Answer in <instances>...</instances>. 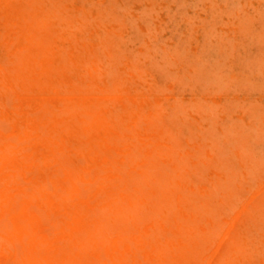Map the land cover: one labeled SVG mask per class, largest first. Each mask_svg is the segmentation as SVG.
<instances>
[{
    "label": "rangeland",
    "instance_id": "rangeland-1",
    "mask_svg": "<svg viewBox=\"0 0 264 264\" xmlns=\"http://www.w3.org/2000/svg\"><path fill=\"white\" fill-rule=\"evenodd\" d=\"M263 1L0 0V264H264Z\"/></svg>",
    "mask_w": 264,
    "mask_h": 264
},
{
    "label": "bare ground",
    "instance_id": "bare-ground-1",
    "mask_svg": "<svg viewBox=\"0 0 264 264\" xmlns=\"http://www.w3.org/2000/svg\"><path fill=\"white\" fill-rule=\"evenodd\" d=\"M263 2H264V1H263ZM60 9H61V8H60ZM184 9H185V8H184ZM186 9H187V8H186ZM261 14H262V13H261ZM155 19H156V18H155ZM19 21H20V20H19ZM158 26H160V25H158ZM161 28H162V27H161ZM247 28L250 29L251 27L248 26ZM239 30H241V29H239ZM246 30H248V29H246ZM253 30H254V29H253ZM255 30L257 31L258 29H255ZM240 32H241V31H240ZM261 32H262V31H261ZM157 33H158V32H157ZM46 34H47V33H46ZM226 34H227V33H226ZM210 35H212V34H210ZM97 36H98V35H97ZM227 36H228V35H227ZM80 38H81V37H80ZM147 38H149V37H147ZM220 38H221V37H220ZM159 43H160V41H159ZM159 47H160V46H159ZM160 49H161V48H160ZM77 50H78V49H77ZM77 50H76V51H77ZM161 50H162V49H161ZM162 52H163V51H162ZM93 53H94V52H93ZM174 53H175V52H174ZM43 54H44V53H43ZM86 56H87V55H86ZM179 56H180V54H179ZM208 57H210V56H208ZM65 58H66V57H65ZM67 58H68V57H67ZM180 58H181V57H180ZM211 58H212V57H211ZM63 59H64V58H63ZM47 60H48V59H47ZM64 60H65V59H64ZM77 60H78V59H77ZM212 60H213V59H212ZM58 62H59V61H58ZM57 65H58V64H57ZM215 65H216V64H215ZM68 66H69V65H68ZM73 66H74V65H73ZM172 66H175V64L172 65ZM226 66H228V65H226ZM186 67H187V66H186ZM183 70H184V69H183ZM166 71H167V70H166ZM166 71H165V72H166ZM168 71H169V69H168ZM178 71H179V70H178ZM44 73H45V72H44ZM44 73H43V74H44ZM177 73H178V72H177ZM242 73H243V72H242ZM161 74H162V73H161ZM243 74H244V73H243ZM30 75H31V74H30ZM2 76H3V75H2ZM2 76H1V77H2ZM17 76H18V74H17ZM49 77H50V76H49ZM50 78H51V77H50ZM52 78H53V77H52ZM63 78H64V77H63ZM220 78H221V77H220ZM60 79H61V78H60ZM218 79H219V78H218ZM221 79H222V78H221ZM46 80H47V79H46ZM37 83H38V82H37ZM59 83H60V82H59ZM159 84H160V83H159ZM160 85H161V84H160ZM224 88H225V87H224ZM20 91H21V90H20ZM21 94H22V93H21ZM47 94H48V93H47ZM72 94H73V93H72ZM7 99H9V98H7ZM254 100H256V99H254ZM179 104H181V103H179ZM48 106H49V105H48ZM49 107H50V106H49ZM51 114H53V113H51ZM35 115H37V113H36ZM85 118H86V117H85ZM141 121H142V120H141ZM147 122L149 123V121H147ZM161 122H162V121H161ZM261 124H262V122H261ZM255 125H256V124H255ZM255 125H254V126H255ZM138 126H139V125H138ZM226 127H227V126H226ZM8 128H9V127H8ZM222 130H223V129H222ZM225 130H227V129H225ZM155 131H156V130H155ZM230 132H231V131H230ZM230 132H229V134H230ZM232 132H233V131H232ZM232 132H231V134L234 133V132H233V133H232ZM234 134H235V133H234ZM262 137H264V136H262ZM122 144H123V143H122ZM248 144H249V143H248ZM245 145H247V144H245ZM115 155H116V154H115ZM116 158H117V156H116ZM221 158H222V156H221ZM231 158H232V157H231ZM263 160H264V159H263ZM46 161H47V160H46ZM29 162H31V161H29ZM98 162H99V161H98ZM61 163H62V162H61ZM247 163H248V162H247ZM106 164H107V163H106ZM153 164H154V163H153ZM81 165H82V164H81ZM122 166H124V165H122ZM149 166H150V165H149ZM160 166H161V165H160ZM195 167H196V166H195ZM204 167H205V166H204ZM59 169H60V168H59ZM146 169H147V168H146ZM198 169H199V167H198ZM60 170H61V169H60ZM150 170H151V169H150ZM10 171H12V170H10ZM148 171H149V170H148ZM256 171H257V170H256ZM102 172H103V171H102ZM156 172H157V171H156ZM164 172H165V171H164ZM69 173H72V172H69ZM84 173H86V172H84ZM149 173H150V172H149ZM72 174H73V173H72ZM88 174H90V173H88ZM102 174H103V173H102ZM59 176H61V175H59ZM84 176H85V175H84ZM139 176H140V174H139ZM131 177H132V176H131ZM192 177H193V176H192ZM217 177H218V176H217ZM61 178H62V177H61ZM61 178H60V179H61ZM122 178H123V177H122ZM132 178H133V177H132ZM162 178H163V177H162ZM169 178H170V177H169ZM215 178H216V177H215ZM254 178H255V177H254ZM16 179H18V178H16ZM109 179H110V178H109ZM106 180H107V179H106ZM221 180H222V179H221ZM123 181H125V180H123ZM233 181H234V180H233ZM66 182H67V181H66ZM66 182H65V183H66ZM94 182H95V181H94ZM172 182H173V181H172ZM224 182L227 183L226 181H224ZM19 184H21V183H19ZM120 184H121V183H120ZM40 185H41V184H40ZM68 185H70V184H68ZM228 185H230V183H229ZM31 186H32V185H31ZM35 186H36V185H35ZM38 186H39V185H38ZM118 186H119V185H118ZM42 187H44V186H42ZM70 187H71V185H70ZM24 188H25V187H24ZM29 188H31V187H29ZM48 188H49V187H48ZM228 188H229V187H228ZM30 190H31V189H30ZM159 191H160V190H159ZM161 191H162V190H161ZM11 192H12V191H11ZM81 192H82V191H81ZM81 192H80V193H81ZM84 192H85V191H84ZM89 193H90V192H89ZM135 195H136V194H135ZM84 196H85V195H84ZM196 197H197V196H196ZM225 197H226V196H225ZM180 198H181V197H180ZM182 198H183V197H182ZM251 198H252V197H251ZM251 198L249 199L250 202L252 201ZM17 199H18V198H17ZM226 199H227V198H226ZM252 199H253V198H252ZM15 200H16V199H15ZM19 200H20V199H19ZM180 200H181V199H180ZM180 200H178V201H180ZM184 200H185V199H184ZM249 200H248V201H249ZM137 201H138V200H137ZM173 201H174V200H173ZM173 201H170V203H172ZM175 201H176V200H175ZM228 201H229V200H228ZM248 201H247V202H248ZM15 202H16V201H15ZM184 202H185V201H184ZM247 202H246V203H247ZM7 204H8V203H7ZM12 204H13V203H12ZM59 204H60V203H59ZM161 204H162V203H161ZM174 204H175V203H174ZM191 204H192V203H191ZM152 206H153V205H152ZM180 206H181V205H180ZM243 206H244V205H243ZM193 207H194V206H193ZM157 208H158V207H157ZM183 209H185V208H183ZM198 209H199V208H197V210H198ZM242 209H243V208H242ZM159 211H160V210H159ZM186 211H187V210H186ZM201 211H202V210H201ZM160 212H161V211H160ZM199 212H200V211H199ZM216 212H217V211H216ZM225 212H226V211H225ZM253 212H254V211H253ZM253 212H252V213H253ZM162 214H163V213H162ZM207 214H209V213H207ZM87 215H89V214H87ZM156 215H157V214H156ZM236 215H237L236 217H238V216H240L241 214H238V213H237ZM91 216H92V214H91ZM73 217H74V215H73ZM5 218H6V217H5ZM228 218H229V217H228ZM233 218H234V217H233ZM233 218H232V219H233ZM89 219H90V217H89ZM165 219H166V218H165ZM235 220H236V218H235ZM213 221H214V220H213ZM233 221H234V220H233ZM231 224L233 225V223H231ZM231 224H230V225H231ZM108 225H109V224H108ZM121 226H122V225H121V223H120V227H121ZM126 228H127L126 231H128V227H126ZM245 228H247V227H245ZM245 228H244V229H245ZM248 228H249V226H248ZM250 228H251V227H250ZM227 229H229V228H227ZM231 229H232V227H231ZM169 231H170V230H169ZM229 231H230V230H229ZM229 231H228V232H229ZM262 231H263V229H262ZM128 232H129V231H128ZM128 232H127V233L125 232V233L128 234ZM227 235H228V233H227ZM227 235H225V236L227 237ZM250 236H251V235H250ZM91 237H92V236H91ZM93 237H94V236H93ZM146 238H147V237H146ZM199 238H200V237H199ZM143 239H144V238H143ZM43 240H44V239H43ZM234 240H236V239H234ZM156 241H157V240H156ZM130 242H131V241H130ZM146 242H147V241H146ZM151 242H152V241H151ZM93 243H94V242H93ZM161 243H162V242H161ZM17 244H18V242H17ZM131 244H132V242H131ZM163 244H164V243H163ZM218 245H220V242H219ZM15 246H17V245H15ZM44 246H45V245H44ZM263 246H264V245H263ZM32 247H33V246H32ZM165 247H166V246H165ZM218 247H220V246H218ZM33 248H34V247H33ZM173 249H174V248H173ZM167 251H168V250H167ZM239 251L241 252V250H239ZM173 252H174V251H173ZM178 252H179V251H178ZM217 252H218V250H217ZM174 253H175V252H174ZM214 253H216V251H215ZM253 253H254V252H253ZM212 254H213V253H212ZM212 254H211V255H212ZM101 256H102V255H101ZM140 257H141V256H140ZM212 257H214V256H212ZM142 258H143V257H142ZM208 258H209V257H208ZM210 258H211V256H210ZM121 259H122V258H121ZM181 259H182V258H181ZM185 259H186V258H185ZM211 259H212V258H211ZM123 260H124V258H123ZM188 260H189V259H188ZM206 260H207V259H206ZM125 261H127V260L125 259ZM189 261H190V260H189ZM206 263L208 264V261H207ZM209 263H210V262H209Z\"/></svg>",
    "mask_w": 264,
    "mask_h": 264
}]
</instances>
